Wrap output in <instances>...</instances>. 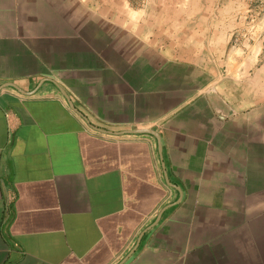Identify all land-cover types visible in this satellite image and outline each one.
Here are the masks:
<instances>
[{
    "label": "crops",
    "instance_id": "0c3cea01",
    "mask_svg": "<svg viewBox=\"0 0 264 264\" xmlns=\"http://www.w3.org/2000/svg\"><path fill=\"white\" fill-rule=\"evenodd\" d=\"M242 3L0 0V264H264Z\"/></svg>",
    "mask_w": 264,
    "mask_h": 264
},
{
    "label": "rangeland",
    "instance_id": "374dc122",
    "mask_svg": "<svg viewBox=\"0 0 264 264\" xmlns=\"http://www.w3.org/2000/svg\"><path fill=\"white\" fill-rule=\"evenodd\" d=\"M131 6L135 8H143L149 0H129ZM196 8L200 7L201 11L205 8V11L210 8V6H195ZM214 7V6H212ZM236 11L241 12L243 14L258 16L259 20L258 29L260 31L258 42L260 45L264 46V0H243L241 5L236 6ZM257 38H251V43L253 44ZM250 43V42H249Z\"/></svg>",
    "mask_w": 264,
    "mask_h": 264
},
{
    "label": "water",
    "instance_id": "95a60500",
    "mask_svg": "<svg viewBox=\"0 0 264 264\" xmlns=\"http://www.w3.org/2000/svg\"><path fill=\"white\" fill-rule=\"evenodd\" d=\"M134 133H149V134H156L153 130L151 129H143V130H137V131H134Z\"/></svg>",
    "mask_w": 264,
    "mask_h": 264
}]
</instances>
